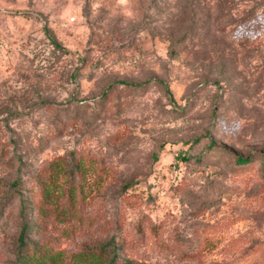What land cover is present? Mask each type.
Returning a JSON list of instances; mask_svg holds the SVG:
<instances>
[{"label": "rangeland", "instance_id": "1", "mask_svg": "<svg viewBox=\"0 0 264 264\" xmlns=\"http://www.w3.org/2000/svg\"><path fill=\"white\" fill-rule=\"evenodd\" d=\"M22 221L45 264H264V0H0V264Z\"/></svg>", "mask_w": 264, "mask_h": 264}, {"label": "trees", "instance_id": "2", "mask_svg": "<svg viewBox=\"0 0 264 264\" xmlns=\"http://www.w3.org/2000/svg\"><path fill=\"white\" fill-rule=\"evenodd\" d=\"M236 160H238L239 162H245L248 160V158L243 156H237ZM128 183L129 182H126L125 185H127ZM23 209H25V205H22V210ZM27 229H28V223L22 221L20 224V230L16 237V244H15V256L17 262L19 264H45L46 261L50 260L49 255H46L45 252H41L39 249H36L35 246H32L30 251L28 250L29 244L26 237ZM107 246H110L112 248L114 247L113 243H111L109 239L100 246V250H103ZM83 257L84 259L90 262H95L97 264H100V252L95 253L92 250H88V252H86V254ZM107 263L108 264H143L125 256L118 257L116 256L115 252H113V254L108 258Z\"/></svg>", "mask_w": 264, "mask_h": 264}]
</instances>
